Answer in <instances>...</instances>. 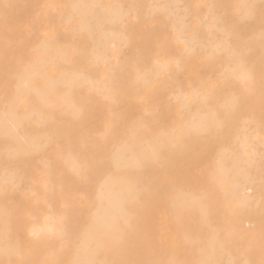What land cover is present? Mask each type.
Instances as JSON below:
<instances>
[{
	"label": "rangeland",
	"instance_id": "rangeland-1",
	"mask_svg": "<svg viewBox=\"0 0 264 264\" xmlns=\"http://www.w3.org/2000/svg\"><path fill=\"white\" fill-rule=\"evenodd\" d=\"M76 1L0 0V117L15 101L13 134L36 137L21 146L0 134V264H74L91 252L82 234L120 172L135 189L90 264H203L208 240V264H264V0H97L119 17L94 11L92 31ZM100 31L117 36L101 59ZM61 76L33 112L34 89ZM243 139L258 154L244 164L241 207L233 172L220 182L215 170ZM133 154L143 163L122 167Z\"/></svg>",
	"mask_w": 264,
	"mask_h": 264
},
{
	"label": "bare ground",
	"instance_id": "bare-ground-1",
	"mask_svg": "<svg viewBox=\"0 0 264 264\" xmlns=\"http://www.w3.org/2000/svg\"><path fill=\"white\" fill-rule=\"evenodd\" d=\"M112 2H114V1H112ZM127 6H128V4H127ZM72 8L78 14H83L85 16L83 19V23L81 25V28L88 29L90 31L93 30V27H92L93 25L90 24V19L93 17L92 13L94 11H96L95 12L96 18H98V16H103L104 13H108L111 16V18H118L119 17V10L117 8L107 7L106 9H102L99 7L97 0H77L74 3ZM178 26H179V28H181V22L178 23ZM112 35H113L112 32L100 31V33H99V36L101 38L100 39V49L95 54V56L97 58H99V59L103 58L105 56V52L107 50L111 49L110 45L113 43V40L115 38H117L116 35H115L116 36L115 38L112 37ZM236 70H237L236 76L239 77L242 82H247V80L250 78V73H249L248 69L246 67L240 66ZM18 73H19V71H18ZM35 74H39L37 62L32 63L30 65L29 70H24L20 74L21 80H20V84H19L18 90H17L18 93L29 91L28 87L23 86L24 83L22 84V81H23L22 79L26 78V77H32ZM107 75H108V73H107ZM44 80H45V78H44ZM58 82L64 83L66 81H65L64 77L61 76L56 82L53 80H47L45 82L44 89L43 88H35L34 89L38 105H36L33 108V112H38L40 105L45 104L44 99H43L45 88L50 89V88L54 87V85ZM0 90H1V88H0ZM32 99H34V98H32ZM65 101L66 100H64V103H65ZM69 104L67 103L66 105H69ZM15 106H16V103H15V101H13V103L11 104L10 111L6 114L1 115V117H0V134H3L5 136H9L11 138L16 139L18 141V145H21V146L28 145V144H35L36 143V137H31L29 140H25L22 138H17L13 134V127L15 126V124L19 123V121L22 120V117H16V115L14 114L13 110H14ZM25 126H27V125L25 124L24 127ZM35 134H37V133H35ZM156 144L157 143H154L153 145H149V146L151 147V146H154ZM255 145H256V143H252V141H246L245 139H243L241 141V149L237 153V156H235L234 160L230 164L225 163V162L218 163V165L216 166V170H215L216 171L215 172L216 177H217L218 181H220V182L228 178L227 175H228L229 171L233 172V177L230 179V184L232 185L233 190L236 191L237 203L240 204L241 207H243L245 205L246 200L249 197V195H247L248 175L245 174V172H243L245 170L244 164L256 161L255 156L258 154V152L255 151V147H254ZM15 151L16 150H12V152H15ZM122 151L123 150L119 151L117 153V156L115 157L114 162H115L116 166L120 165V160H121L122 153H123ZM141 155H143L144 157H150L151 153L144 152ZM68 158L71 161L70 167L71 168L74 167L75 159L72 156H69ZM143 160L144 159H141L140 156L138 157L137 155L133 154L130 158L122 160L121 166L124 167L125 169L132 168V167L141 165L143 163ZM126 176H128V175H126L123 172H120L118 174L110 176L109 178H107L103 182V190L99 194L98 210L95 213V215H94L91 223L89 224L88 228L82 234L84 245L89 246L90 244H93L94 248L89 253H85L82 251L78 255V259L74 262V264H90L94 258L95 251L105 247L108 244L113 243L114 231L116 228L117 219L123 215L124 204L128 200L131 199V195L135 189V187L133 185V181L128 179ZM250 183H252L251 179H250ZM114 184L118 185L119 189L117 191H114L112 189V186ZM146 192H148V191H146ZM174 203L178 207V206L184 205L185 201H184V198H179L178 200L174 201ZM189 205L197 206L199 209L202 210L201 205L198 201H193V202L189 203ZM58 217H60V216H58ZM58 222H59V220H58ZM33 231H34V229L31 228V232H33ZM28 236H29V234H28ZM32 236H34V235H32ZM214 249H215V245H214L213 241L208 240L207 244H206V251L204 254V258H203V262H204L203 264H208V261H207L208 256ZM214 253H215V251H214ZM125 263H127V262H125Z\"/></svg>",
	"mask_w": 264,
	"mask_h": 264
}]
</instances>
